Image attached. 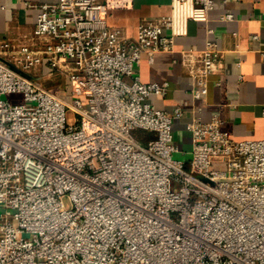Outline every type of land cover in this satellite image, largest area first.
I'll return each instance as SVG.
<instances>
[{
	"label": "built area",
	"instance_id": "obj_1",
	"mask_svg": "<svg viewBox=\"0 0 264 264\" xmlns=\"http://www.w3.org/2000/svg\"><path fill=\"white\" fill-rule=\"evenodd\" d=\"M129 1L40 3L41 44L0 41V264H264V138L192 117L189 157L176 156L172 121L186 102L154 107L149 95L168 83L133 70L142 53L173 50L213 0H170L169 15L127 37L107 15ZM180 53L191 95H204L219 48ZM42 65L65 76L68 100L36 79ZM12 92L25 102L3 97Z\"/></svg>",
	"mask_w": 264,
	"mask_h": 264
},
{
	"label": "crops",
	"instance_id": "obj_2",
	"mask_svg": "<svg viewBox=\"0 0 264 264\" xmlns=\"http://www.w3.org/2000/svg\"><path fill=\"white\" fill-rule=\"evenodd\" d=\"M53 1L0 0V41L13 38L41 44L32 35L38 4ZM169 13L170 0H130L110 8L107 23L133 37L142 19ZM227 13L232 17H224ZM207 40L216 43L219 55L208 75L207 92L194 98L190 93L192 77L180 49H201ZM50 70L42 65L35 72L38 77L44 72L50 78L56 73ZM133 70L144 82L168 83L164 95H149L154 107L169 112L186 102L182 115L172 121L173 140L180 149L176 156L189 157L191 133L186 124L192 117L202 121L218 117L221 129L235 140L264 138V0H213L207 19L189 20L187 33L175 38L173 50L156 51L152 57L142 53ZM48 88L63 99L70 98L69 82L65 88L57 83Z\"/></svg>",
	"mask_w": 264,
	"mask_h": 264
},
{
	"label": "rangeland",
	"instance_id": "obj_3",
	"mask_svg": "<svg viewBox=\"0 0 264 264\" xmlns=\"http://www.w3.org/2000/svg\"><path fill=\"white\" fill-rule=\"evenodd\" d=\"M36 79L42 85H44L46 87H50L52 84L57 83L60 86L64 85V88H65L67 86V83H68L65 76L63 74H60V73H55V75H51V77L49 78V76H47V74L43 72V74L41 73V75L39 77H36ZM3 97L9 99L13 103L25 102L22 94L17 93V92L6 93L3 95ZM74 117H75L74 112L71 110V108L67 107L66 108V122H67V124L72 123L74 121ZM132 132L137 138H139L141 140H145L146 137L150 136L147 131L140 129V128H135L132 130Z\"/></svg>",
	"mask_w": 264,
	"mask_h": 264
}]
</instances>
